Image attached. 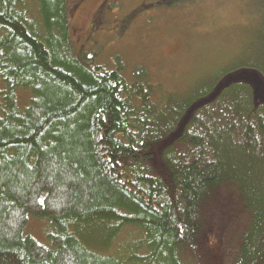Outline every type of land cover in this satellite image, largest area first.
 <instances>
[{
    "label": "trees",
    "instance_id": "16d2710c",
    "mask_svg": "<svg viewBox=\"0 0 264 264\" xmlns=\"http://www.w3.org/2000/svg\"><path fill=\"white\" fill-rule=\"evenodd\" d=\"M70 3L0 0V264H264V98L219 88L264 33L183 97L77 51Z\"/></svg>",
    "mask_w": 264,
    "mask_h": 264
},
{
    "label": "rangeland",
    "instance_id": "374dc122",
    "mask_svg": "<svg viewBox=\"0 0 264 264\" xmlns=\"http://www.w3.org/2000/svg\"><path fill=\"white\" fill-rule=\"evenodd\" d=\"M70 2L77 51H86L104 68L123 66L127 75L144 66L161 89H182L183 97L211 84L250 50L263 49L264 0ZM252 78L264 94V78ZM28 228L48 243V221L31 218Z\"/></svg>",
    "mask_w": 264,
    "mask_h": 264
},
{
    "label": "water",
    "instance_id": "95a60500",
    "mask_svg": "<svg viewBox=\"0 0 264 264\" xmlns=\"http://www.w3.org/2000/svg\"><path fill=\"white\" fill-rule=\"evenodd\" d=\"M248 75H250V76H248ZM252 76H255V77L258 76L259 77V74L257 72H255V71L254 72H251L250 74L248 72H245V71L239 72V73H234V74L233 73L232 74H229L227 77H225L224 81H222L219 84V88L222 87V86H224V85H226V84H228L230 81L235 80L237 78L250 79L253 82V84H254V89H255L256 96L258 98H262V100H263L264 94H262V92H261V90H262L261 89V83L260 84L258 83V85H255L254 79L253 78L251 79Z\"/></svg>",
    "mask_w": 264,
    "mask_h": 264
},
{
    "label": "flooded vegetation",
    "instance_id": "af4514ba",
    "mask_svg": "<svg viewBox=\"0 0 264 264\" xmlns=\"http://www.w3.org/2000/svg\"><path fill=\"white\" fill-rule=\"evenodd\" d=\"M168 5H169V3H168Z\"/></svg>",
    "mask_w": 264,
    "mask_h": 264
}]
</instances>
